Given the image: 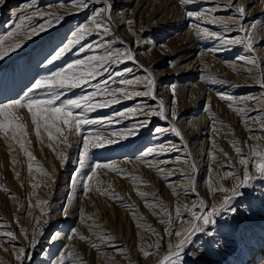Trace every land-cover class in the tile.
<instances>
[{
	"label": "rangeland",
	"instance_id": "rangeland-1",
	"mask_svg": "<svg viewBox=\"0 0 264 264\" xmlns=\"http://www.w3.org/2000/svg\"><path fill=\"white\" fill-rule=\"evenodd\" d=\"M110 2L112 35L107 40L113 50L130 48L138 62L128 61L118 68L113 65L111 70L127 67L132 70L127 75L129 79L143 78L151 72L156 81V96L164 101L168 118L115 116L136 103L157 108L156 101L147 97L124 101L88 114L91 119L104 117L119 122L109 124L105 119L102 124L85 125L81 133L68 135L66 145L62 138L49 141L43 129L38 139L30 114L21 109L29 133L24 138L25 147L35 160L29 161L18 144L0 134V233L12 232L16 237L9 242V238L0 235V264H18L15 255L21 247L31 255V260L24 264H50L59 254H66L65 264H158L167 244L176 243V237L167 233L179 230L185 226L184 220L190 219L184 206L191 208L203 200L209 205L204 211H208L212 204L221 202L223 195L217 192L214 196L211 189L231 188L236 180L230 173L242 177L233 145L241 147L245 155L254 144L264 147V119H260L264 116V103L244 99L264 97V89L259 85L261 72L253 69L250 73L251 65L239 59L254 57L264 69V0H238L246 8L244 26L254 37L252 52L243 45H224L213 37H197L198 28L215 31L225 39L244 36L245 33L236 31L235 9L226 7L236 0H194L186 5L179 0ZM101 6L93 4L80 10L73 0H5L0 5V42L5 48L14 43L23 47L0 60V102L23 98L26 89L48 75L49 70L56 71L67 62L83 58L84 54L75 55L73 50L53 65L43 66L45 58L77 26L88 23L92 11ZM188 11L200 13L201 19L188 17ZM37 12L46 14L45 20L55 16L63 19L29 40L24 33L31 26L45 23L33 15ZM49 13L51 17L47 16ZM21 16L32 19L25 20L17 29ZM213 18L226 23L230 31L208 22ZM127 21L133 23L129 25ZM253 22L255 28L251 27ZM103 52L94 50L87 55ZM135 87L143 89L142 85ZM47 91L40 89L29 94L46 98ZM79 94L77 89L70 96ZM220 95L232 96L234 102L221 100ZM65 98L69 97H62ZM237 108L246 112L238 113ZM172 111L176 119H172ZM144 119L151 120L148 127L119 143L91 150L89 163L79 170L82 136L108 137L113 132L127 131ZM172 125L180 136L170 131ZM155 127L168 131L155 134L150 131ZM53 133L58 136L54 130ZM149 148L156 152L163 148V154L144 156ZM61 153L67 156L63 163ZM29 163L33 166L31 173ZM97 163L112 164L123 174L95 168ZM93 171L96 175L90 180ZM249 171L256 175L251 163ZM33 184L37 187L33 188ZM253 184V188L244 189L246 195L240 198L246 211L234 220L229 219L227 226L218 219L223 226L225 247L219 252L213 249L194 257L186 255L187 264L202 255V264H264V180H255ZM40 201L47 204H39ZM178 206L183 213L179 220L175 216ZM169 220L174 223L169 224ZM53 234L58 239L50 242ZM33 238L39 241L35 249L29 247ZM197 239L203 242L207 238ZM157 244L159 248L155 247ZM141 248L151 255L145 258Z\"/></svg>",
	"mask_w": 264,
	"mask_h": 264
},
{
	"label": "snow or ice",
	"instance_id": "snow-or-ice-1",
	"mask_svg": "<svg viewBox=\"0 0 264 264\" xmlns=\"http://www.w3.org/2000/svg\"><path fill=\"white\" fill-rule=\"evenodd\" d=\"M4 2L5 0H0V5ZM73 2L74 6L80 10H87L93 4H100L102 6L94 9L88 18V23L77 26L76 30L72 31L70 36L61 42V44L45 58L43 66L53 65L55 62L65 57L66 54L73 53V50H75V55L79 56L80 54H84L83 58L67 62L62 68L56 71L49 70L48 75L44 78L35 80L31 87L26 89L23 98H15L0 102V134H2L6 140L18 144L20 150L29 161L35 160V157L32 152L25 147L24 138L28 137L29 133L26 130V124L23 122V117L20 114L21 109H26L30 114L31 125L34 126L35 135L38 139L41 137V130L43 129L49 141L62 138L61 142L66 145H68V135L81 133L85 125L102 124L105 119H107L109 124L119 122L113 118L104 117L91 119L88 117V114L98 109L112 107L124 101L147 97L156 101L157 108L146 106L143 103H136L132 107L115 113V116L130 118L140 114L149 118L159 117L161 120L168 118L164 101L158 100L156 96V81L151 72H148L143 78L134 77L129 79L127 75L132 71L131 69L125 67L120 70H111V66L113 65L118 68L120 64H126L128 61L134 63L138 62L130 48L113 50L111 48V41L107 40V37L112 35L110 24L112 3L110 0H73ZM190 2H194V0H179L181 5H186ZM226 7L235 9V12L238 14L236 31L245 33V35H238L232 39H225L215 31H210L207 28H198L197 37H213L220 40L224 45H243L246 50L252 52L254 48V37L251 36L249 30L245 28L243 23L246 15V8L239 5L238 0H236V2H230ZM33 15L41 20H45L46 16V14L39 12ZM187 15L190 18L201 19L200 13L197 12L188 11ZM47 16L51 17L52 14L49 13ZM19 19L21 23L16 25L17 29L21 28L25 20H30L32 17L21 16ZM62 19L63 17L60 16L46 19L45 23L31 26L24 34L27 39L31 40L33 37L48 31V29L53 26L54 22L59 23ZM208 22L220 24L225 31H230L226 23L217 21L214 18ZM127 23L131 25L133 22L127 21ZM251 27H256L255 22L251 24ZM9 35L11 36L13 33H9ZM89 37L94 38L90 42L85 43ZM22 47L23 44L14 43L5 48L2 47V42H0V60H3L5 57L9 56L10 53L16 52ZM100 49L104 50L103 54L87 55V53H92L94 50L98 52ZM239 59L245 60L248 65H251L249 69L250 73L253 69L261 72L259 85L264 89V69H261L256 58L246 59L245 57H240ZM145 71L147 72V69H145ZM135 85H142L143 89L138 90ZM40 89L48 90L46 98H38L29 94ZM77 89L80 90L81 94L71 97L70 94ZM86 89H88V91H85ZM172 95L175 97V86H172ZM62 97L69 98L62 99ZM219 98L224 101H233V97L229 95H220ZM244 99L256 101L257 103H264V97L257 98L248 96ZM229 106L231 107L232 104H229ZM74 110L79 111L77 112ZM235 110L238 113L246 112V109L243 108H237ZM255 111L260 110L255 109ZM171 117L172 119L177 118L174 111L171 112ZM260 119H264V116L260 117ZM150 123V119L139 120L137 125L133 128H129L127 131L123 132H113L108 137L101 135L82 136V151H80L77 160L79 170L82 171L89 163L91 150L102 149L106 146L119 143L120 139H128L130 136L138 134L141 128L148 127ZM53 130L58 136L54 135ZM150 131L155 134H160L168 131V129L155 127ZM170 131L176 136L181 135L175 125L171 126ZM249 131H251V129H249ZM112 137H117V139H113ZM9 146L11 147V144ZM49 147H51V145H49ZM233 147L238 155V162L242 166V177L235 173H230L229 175L236 180V183L231 188L220 186L211 189L214 196L217 192L223 195L221 202L212 204L210 210L204 211L209 205H206L203 200H198L191 208L186 205L184 206V211L187 212L190 219L184 220L183 223L185 226L181 227L179 230L174 233H167L169 236L174 235L176 237V243L173 244L169 242L167 244V251L159 260L158 264H187L185 260L186 255L194 257L198 253L206 254L209 250L213 249L219 252L225 247L224 234L221 232V228L227 226L229 219L234 220L243 211H246L244 208V201L240 199L246 195L244 189L253 188V182L255 180H264V147L259 144H254L251 146L250 152L247 155L243 154L241 147L235 144ZM152 154H163V148H161L159 152L149 148L143 153L144 156ZM60 159L63 163L67 160V156L61 153ZM250 163L256 175L250 174ZM32 167V164L29 163L28 171L30 173ZM95 168H107L113 171H119L123 174L122 169L118 170L112 164L97 163L95 164ZM157 170L162 171L161 169ZM194 170L193 167V171ZM43 174L47 175L46 172ZM76 175L79 176L80 171H77ZM95 175L96 173L93 171L88 179L91 180ZM221 178L223 179V177ZM73 183H75V177L73 178ZM32 187L35 188L37 185L33 184ZM88 188L89 186L85 185V189L88 190ZM4 191H7V189H4ZM138 195L143 196L144 194L138 193ZM38 203L47 204V201H40ZM196 208H199L201 211L198 213L194 210ZM182 215V209L178 206L175 210V216L179 220ZM218 219L224 221L223 226L218 223ZM171 223H174V221L169 220V224ZM0 235L9 238V242L16 239L12 232H3L0 233ZM40 235H43V233L41 232ZM201 236L207 239L200 242L197 238ZM56 239H58L56 234L49 237L50 242H54ZM80 239L84 240L85 238L80 237ZM38 243L39 241L33 238L29 240V247L35 249ZM197 243H200L199 248L196 247ZM93 247L96 246L93 245ZM155 247L159 248V244L155 245ZM141 252L145 258L151 255L149 251L143 248H141ZM15 259L18 264H24L25 260H31V255L25 248L21 247L18 249ZM65 259L66 254H59L50 264H65ZM202 259L203 255L201 259H194L192 264H202ZM262 262H264V257H262ZM250 264H256V262L253 261L250 262Z\"/></svg>",
	"mask_w": 264,
	"mask_h": 264
}]
</instances>
